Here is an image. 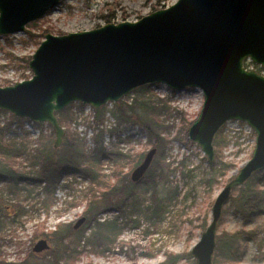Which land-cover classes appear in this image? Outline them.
Instances as JSON below:
<instances>
[{
    "label": "rangeland",
    "instance_id": "1",
    "mask_svg": "<svg viewBox=\"0 0 264 264\" xmlns=\"http://www.w3.org/2000/svg\"><path fill=\"white\" fill-rule=\"evenodd\" d=\"M176 1L61 0L44 16L28 23L24 31L0 35V86L32 77L29 61L48 32L58 35L89 30L108 22L136 21ZM245 65L264 75L260 64L246 60ZM123 100L132 106H124L125 112L132 116L129 122L119 125L116 103L120 101L104 105L105 121L101 124L96 123L93 106L74 102L69 110L72 119L61 124L65 132L78 133L88 148L93 147L94 133L100 129H104V142L109 147L112 142H119L116 134L120 133L122 140L118 148L129 152L130 159L118 165L104 162L94 182L80 175H64L57 188L50 191L44 183L23 181L26 188L16 194L8 190L6 182L0 181L2 258L17 261L28 257L35 264H53V253L63 252L61 264H170L167 254L173 253L182 255L173 264H196L191 250L211 222L216 197L251 158L256 132L244 121H228L222 127L218 144V133L214 138L216 158L209 163L202 148L188 137L190 123L198 117L204 102L200 88L174 90L156 83L136 88ZM13 116L7 110H0V125L10 126L6 140L21 139L27 134L35 141L45 137L54 147L56 134L51 124L30 119L20 123ZM151 118H157L158 130L166 138L164 151L154 146L148 131L143 129L142 123ZM115 128L117 131L112 135L110 130ZM65 136L58 148L66 141ZM151 148H157L152 165L156 160L163 164L155 167V181L144 177L133 182L131 173L137 165L131 163L132 159L141 161ZM128 180L135 183L136 186L132 185L135 194L131 199L126 198L119 209L106 196V184L121 187ZM238 191L234 189L232 194ZM110 197L120 203L124 194L116 192ZM91 201H95L98 221L89 223L85 210ZM82 216H86V221L74 229ZM67 227L75 231L66 241L68 249L53 233ZM243 227L230 198L223 208L217 235ZM245 229L256 233L242 244L238 264H264V214ZM40 239H47L50 248L37 253L33 247ZM221 260L220 264H232L223 257Z\"/></svg>",
    "mask_w": 264,
    "mask_h": 264
},
{
    "label": "water",
    "instance_id": "2",
    "mask_svg": "<svg viewBox=\"0 0 264 264\" xmlns=\"http://www.w3.org/2000/svg\"><path fill=\"white\" fill-rule=\"evenodd\" d=\"M61 0H0V35L24 31ZM264 0H177L136 21L108 22L64 34H45L29 61L32 77L0 86V110L51 124L58 148L65 136L56 113L74 102L99 109L136 88L164 83L174 90L200 88L204 102L188 137L216 158L214 138L231 120L256 132L251 158L216 197L212 219L191 252L196 264H214L217 228L233 190L264 170ZM157 148L135 166L138 182L151 167ZM86 221L78 219L74 229ZM50 248L47 239L33 247Z\"/></svg>",
    "mask_w": 264,
    "mask_h": 264
},
{
    "label": "trees",
    "instance_id": "3",
    "mask_svg": "<svg viewBox=\"0 0 264 264\" xmlns=\"http://www.w3.org/2000/svg\"><path fill=\"white\" fill-rule=\"evenodd\" d=\"M150 84L140 86L146 87ZM80 103V102H79ZM74 103L68 105L56 115L60 122L63 124L65 119H72L69 113L71 106ZM117 104L119 118V125L131 120V114L125 112V107L131 108V105H127L123 99ZM131 110V109H130ZM96 123H104L105 121V106L100 109H95ZM17 122L29 120L28 118H20L13 116ZM30 121V120H29ZM143 129H146L149 134V139L153 142L154 146L163 150L166 147V138L158 130L157 118H151L142 123ZM192 124V122L190 123ZM9 124L6 126L0 125V181L6 182L7 188L10 192L21 194V191L26 188L23 181L28 183H44L48 191L54 190L59 185L64 175H80L83 178L89 179L94 182L99 178L102 165L106 161H113L116 165L119 162L130 159L132 156L129 152H124L118 148V144L122 138L120 133H117L119 142H112L111 147L105 144L104 129H100L94 133V145L88 148L84 140L78 133L66 131V141L60 148H54L48 144L45 137H39V139L30 140L27 134L21 139H5L6 133L9 131ZM117 131L110 130L112 135ZM159 131V132H158ZM223 132V128L218 131L216 144L219 142V135ZM220 147V146H218ZM143 157V153L141 154ZM219 158V150H217V159ZM206 160V158H203ZM140 159H132L133 164L137 165ZM162 161L156 160L153 165L148 169L145 179L150 178L155 181L153 176L155 167H161ZM153 166V167H152ZM214 166V164H211ZM31 167L30 171L27 169ZM118 173V172H117ZM230 180V179H229ZM133 186H136L131 180L126 181L121 187L114 184H106L105 194L109 196V201L112 205L121 209L122 204L126 198L131 199L135 194ZM264 170L253 173L249 180L242 186H238L235 189H239L237 193L232 194L231 200L236 215L242 219L244 227L234 232H222L217 235V246L215 249V261L214 264L222 263V260H226L232 264H238L241 260L242 252L241 246L250 239H253L256 230H246L245 226L254 221L255 218L261 217L264 214ZM118 192L124 194V199L119 202L111 199V195ZM114 198V197H113ZM113 201V202H112ZM118 201V200H117ZM95 201L89 202L87 209L85 210L88 222L98 221L97 210L94 208ZM223 219H221L222 222ZM99 223V222H98ZM87 226V225H86ZM83 227L82 231L87 227ZM75 231L72 227H67L65 230L53 231L57 240L65 244V248L68 249L69 244L66 243L67 239L72 236ZM90 241V240H89ZM53 264H61L64 253H53ZM190 255V254H189ZM168 263L173 264L182 257L180 254L169 253ZM0 264H35L31 262L28 257H23L17 261H10L6 258H2L0 253Z\"/></svg>",
    "mask_w": 264,
    "mask_h": 264
},
{
    "label": "flooded vegetation",
    "instance_id": "4",
    "mask_svg": "<svg viewBox=\"0 0 264 264\" xmlns=\"http://www.w3.org/2000/svg\"><path fill=\"white\" fill-rule=\"evenodd\" d=\"M141 161H142V160H141ZM141 161H140V162H141ZM140 162H139V163H140ZM139 163H138V164H139ZM138 164H137V165H138ZM262 171H263V170H262ZM146 173H147V172H146ZM145 175H146V174H145ZM145 175L142 177V179L145 177ZM142 179H141V180H142ZM138 182H139V181H138Z\"/></svg>",
    "mask_w": 264,
    "mask_h": 264
}]
</instances>
